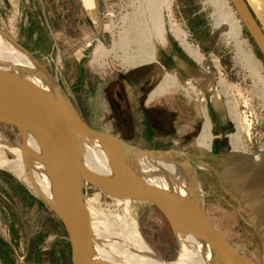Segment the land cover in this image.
<instances>
[{
    "label": "rangeland",
    "instance_id": "1",
    "mask_svg": "<svg viewBox=\"0 0 264 264\" xmlns=\"http://www.w3.org/2000/svg\"><path fill=\"white\" fill-rule=\"evenodd\" d=\"M102 1L104 3L100 5L101 23L98 24L101 33L97 37L101 43L93 39L94 34L92 30L86 28L87 23L84 24L81 21L78 25H65L67 31L64 30L62 23H51L43 3L39 0H0V22L3 26L57 81L73 108L79 114L80 110L85 111L87 120L95 126L101 125L102 108L107 106V98L114 96V93L106 92L107 84L113 80H122L124 74L135 71L132 68L134 66H129L125 61L121 51H114L115 53L112 52L101 59L97 54V46L103 45L111 49L113 42L117 40V31L120 28L112 29L111 20L118 23L120 17L128 12L133 21L130 23L132 28L129 36H133L137 33L133 18L148 21L152 7L161 2L160 0ZM212 1H168L169 9L163 7L162 34L166 38L165 42H162L154 28L152 32L156 53L162 54L170 65H167L165 70L159 67L145 68L142 73L154 72L156 80H162L156 90L162 85L167 74L175 77V61L167 58L160 48V43L173 44L191 66L183 72V78L177 80L175 77V83L168 89L174 91L182 85L196 103L198 112L205 105L206 100L220 108L225 116H229V122L235 128L234 133L230 135L231 145L227 154L232 153L230 150L232 148L240 155L239 161H241V155L247 153L259 158L264 166V57L243 26L232 2L228 0L230 11L241 23L240 40L243 52L239 51L236 42L225 28L224 13ZM251 7L264 28V5L251 3ZM82 19L85 21L86 18ZM171 22L180 27L194 48L211 61L210 69L203 68L186 53L170 32ZM73 26H75L74 30ZM150 26L153 27L151 22ZM109 31L111 33L113 31V37ZM9 43L0 36V44L11 46ZM130 44L134 50L139 48L136 41H131ZM16 54L24 61L19 53ZM200 70L213 73L215 90L206 89L204 83L197 79L196 72ZM123 86L128 95H137L127 83L124 82ZM182 93L183 91L179 90V94ZM215 94H218L220 98L219 103H215L212 99ZM186 100L191 102L187 98ZM120 137L138 144L144 143L138 135H121ZM235 137L240 138L238 148L233 146ZM1 138L8 141L9 145H0V159L14 160L21 167L22 165L18 162L22 156L19 146L23 142L17 129L12 125L0 123V140ZM182 139L183 136H177L168 146L182 152L189 160H195L193 162L203 191L206 211L212 223L238 250L255 261L262 262L264 199L255 191L258 185L257 180L249 181L245 177V174L249 178L251 173L254 175L257 173L244 166H240L241 168L233 172V165L237 162L230 156L224 158L221 161V167L212 172L206 164L202 163L205 160L206 149L199 143L200 146L193 144V149L188 150V146L182 143ZM0 171L3 176L17 177L19 182L16 185L4 184L5 192H10L16 199L12 200L15 204L12 209H4L0 205L1 231H7V228L13 227L14 220L19 224L20 221L14 218V214L20 213L22 218L25 217L28 220L27 234L32 237V240H39L37 237L44 236L40 239L43 243L36 244L40 246V249L38 250L36 246L33 249L32 257L36 264H72L70 247H65L64 251L60 249V254L52 247L56 237L66 236V233L56 213L37 193L29 176L24 174L21 168L15 167L12 162L0 163ZM242 183L247 185L246 189L249 193L246 194L241 190ZM30 191L34 199L32 205L28 196ZM226 191L229 194H226ZM23 192L27 193L26 199H20V194ZM86 200L87 206H94L100 211L94 217V223L102 230L115 235L123 233L124 238L130 239L133 236L136 239L140 238L163 261L170 263L181 261V246L178 238L165 215L157 207L136 202L120 205L108 198L96 197L91 192L86 194ZM40 201L49 209V216L46 217L43 214L42 219L39 210ZM234 207L239 208L241 214H237ZM133 232L137 234L134 235ZM17 235L20 240L23 239L24 233L18 232ZM93 246H95L94 239ZM18 252L28 254L29 251L25 247H18Z\"/></svg>",
    "mask_w": 264,
    "mask_h": 264
},
{
    "label": "water",
    "instance_id": "2",
    "mask_svg": "<svg viewBox=\"0 0 264 264\" xmlns=\"http://www.w3.org/2000/svg\"><path fill=\"white\" fill-rule=\"evenodd\" d=\"M230 1L264 57V31L253 9L247 0ZM0 26H3L1 22ZM4 31L11 35L12 46L29 52L6 28ZM5 46L0 47V123L14 126L21 135L22 145L28 146L29 136L40 145L54 197L50 199L36 191L66 228L72 264H95L85 220L88 192L118 204L129 200L157 207L169 221L178 241L177 231H180L194 236L209 250L210 264H264V260L257 262L238 250L214 226L206 211L197 170L182 152L142 147L90 126L69 101H60L40 84L11 46ZM73 140L101 146L115 165L129 173L133 172L129 169H141L144 164L154 166L150 175L159 184L143 180L124 186L115 179L88 172L74 153ZM167 164L179 168L178 173L167 169Z\"/></svg>",
    "mask_w": 264,
    "mask_h": 264
},
{
    "label": "bare ground",
    "instance_id": "3",
    "mask_svg": "<svg viewBox=\"0 0 264 264\" xmlns=\"http://www.w3.org/2000/svg\"><path fill=\"white\" fill-rule=\"evenodd\" d=\"M160 1L161 2L156 3V5L152 7V9L150 7L151 10L150 14L148 11V21H146V19L141 21L140 19L133 18L135 22L133 24H136L137 29L135 30L137 33L135 32L136 34L133 36H129L130 30L132 28V26H130V23L133 21L132 17H130L128 12L121 16L120 21L118 23L113 22L112 29H114L115 27L120 28L117 31L118 38L113 42V46L111 49H108L103 45L97 46V54L99 58L103 59L102 57H105L114 51H121L123 53L125 61L129 64V66H136L154 60L156 57V46L153 40V28L155 29L157 34H159L158 36H160L162 42H165L166 40V38H164L162 34V28L164 27L163 9L165 7L169 9V0ZM247 1L250 6L251 3H261L264 5V0ZM212 3H215L214 5H216L217 8L224 13L223 16L225 28L229 35L236 42L237 47L240 49L239 51L243 52L241 48L242 41L240 40L241 23L238 20V17L230 11L228 0H213ZM140 5L135 6L140 7ZM225 9H227L226 12ZM143 10L145 9L143 8ZM128 22L129 24H127ZM150 22L153 25L152 28L150 26ZM262 29L264 31L263 26ZM4 30L5 28L3 26H0V36L4 38L6 37L7 39H5L7 41H10V38H12L11 35H9ZM3 32H6L4 34H6L7 36H4ZM170 32L172 33L174 38L181 44L183 49L190 57H192L196 62L200 63L203 68L210 69L211 61L202 53H200L196 48H194V46L188 41L185 33L182 31V29H180V27H178L175 23L171 22ZM131 41L138 42L139 48H136V50L131 48ZM0 47L4 49L5 46L3 44H0ZM12 47L11 48L15 50L16 53H19L22 58H24L25 62L20 57H18L21 61L24 62L25 65H27L33 71L40 84H42L44 88L51 92L55 97L59 98L60 101H65L67 103L68 100L66 99L64 91L58 85L57 81L48 73V71H46L45 68H43V66L40 65L29 52H26L16 46ZM196 77L197 79L201 80L206 87L215 90L216 87L213 80L212 72H204L200 70L196 72ZM174 83L175 77L171 74H167L164 78L162 85L153 92V96H157L164 93ZM212 98L215 103L219 102L220 100L218 94H215V96ZM212 138L213 134L210 129V124L206 123L198 139L201 147L209 149ZM239 139L240 138L238 137H235V140L233 139V146H238ZM0 145H9V143L8 141L1 138ZM72 146L77 159L82 163L84 167H86V170L90 173L96 174L100 177L115 179L124 186L135 185L139 181L143 180H146L147 182L152 184H159L156 178L151 176L152 174L150 170L155 168L154 166L144 164L141 166V169H129L130 172L133 171L132 173H129L128 171H124L123 169L115 165L110 159V156L108 155L107 151L101 146L93 145L87 142H79L77 140H73ZM19 148L22 156H20V160L18 162H20L23 167L18 166L14 160H7L6 158L0 159V163H14L15 167L21 168L22 172L29 176V178H31L30 182L34 185V188L39 193L43 194L44 196L50 199L53 198L54 194L51 179L48 170L42 160L43 151L40 148L38 142L32 136H29L28 146L20 145ZM241 156V165L256 172L257 174H261L262 180L264 182V166L262 161L256 156H252L247 153ZM165 167L172 172L175 171L176 173H178L177 169L179 168L174 165L167 164V166L165 165ZM123 201L124 202L120 201L122 202L120 203V205L130 204L129 200ZM97 209L94 206H86L85 211V220L89 229L87 231L88 244L91 252L93 253L92 248L94 239V244L97 253L100 256L93 258L95 264H210L209 250L205 248L204 245H202L200 241H198V239H196L192 235H187L180 231H177L181 246L182 259L179 263L166 262L156 256V254L150 249V247L145 244L140 238L136 239L135 236L130 237V239L124 238L123 233L115 235L113 233H110L109 231L102 230L97 224L94 223V217L97 216L100 212ZM103 214L108 215L104 212ZM133 234L136 235L137 233L133 232Z\"/></svg>",
    "mask_w": 264,
    "mask_h": 264
},
{
    "label": "flooded vegetation",
    "instance_id": "4",
    "mask_svg": "<svg viewBox=\"0 0 264 264\" xmlns=\"http://www.w3.org/2000/svg\"><path fill=\"white\" fill-rule=\"evenodd\" d=\"M176 51L185 62L182 67H174V71L176 69L174 72L175 77L178 80L183 78V72H186L191 64L180 54L179 50ZM169 59L173 60L171 57ZM167 65L170 64L168 63ZM167 65L155 67L165 70ZM134 70L131 73L124 74L122 80L110 81L105 87L106 92L114 93V96L107 98V106L103 108L100 106L103 112L100 126H95L89 122L85 116V111L80 110L82 118L90 126L112 132L118 136L138 135L143 139V144H138L131 140L129 142L146 148L174 149L170 148L168 144L173 138L183 136L182 143L188 146V150H192L193 144L200 146L198 139L206 123H209L213 138L210 148H205L206 155L202 163L206 164L209 170L215 172L216 169L221 167V161L230 156L237 162V164L233 165L234 168H231L233 172L237 171V168H241L240 166L242 165L238 159V153L231 148L232 153L227 154L231 145L230 135L235 130L229 122V116H225L220 108L215 107L207 100L205 105L201 107L200 112H198L196 103L189 97L187 90L182 85L175 88L174 91L167 89L164 93L153 96V92L161 84L162 80H156L157 77H155L154 72L142 73L144 68ZM124 82L128 84L130 89H134L137 95H128L123 86ZM205 88L208 89V87ZM179 90H182L183 93L179 94ZM186 98L191 102H188ZM233 128L234 130H232ZM193 161L195 160H190L194 165ZM245 177L249 181L253 180L255 182L257 180L259 186L257 185L255 191L264 199L262 175L251 173L249 178L246 174ZM246 187L245 183L241 184V190L247 194L249 191H247ZM226 194H229V192L226 191ZM234 208L237 210V214H241L239 208ZM260 241L262 244V240ZM263 260L264 253L262 255Z\"/></svg>",
    "mask_w": 264,
    "mask_h": 264
},
{
    "label": "crops",
    "instance_id": "5",
    "mask_svg": "<svg viewBox=\"0 0 264 264\" xmlns=\"http://www.w3.org/2000/svg\"><path fill=\"white\" fill-rule=\"evenodd\" d=\"M40 3H43V7L45 9V12L48 14V17L50 19V22L53 24H60L62 23L64 25V30L67 31V26L65 25H75L80 24L82 21L84 24L87 23V29L92 30V34H94V38H97L100 36V31L98 28V24L101 23V17H100V5L104 1L102 0H39ZM106 3V1H105ZM82 18H86L85 21ZM81 19V20H80ZM80 28V27H77ZM75 29V26L72 28ZM101 29V27H100ZM10 44V43H9ZM11 45V44H10ZM12 46V45H11ZM160 48L164 55L169 58L171 57L175 61V66L182 67L185 63L183 59L177 54L176 49L174 48V45L171 43H160ZM168 62L165 60L162 54L156 53V57L154 60L136 65L132 67L133 69L136 68H150L155 66L167 65ZM149 66V67H145ZM176 71V69H175ZM14 184L16 185L18 182L17 177H8L3 176L0 171V205L4 209H12V207L15 205L13 201L16 199L13 194L10 192H5L4 184ZM3 190L4 192H2ZM23 196V197H22ZM30 205L33 204V195L32 192L28 193ZM22 197V198H21ZM27 198V193H21L20 199ZM13 200V201H12ZM40 204V217L43 218V214L47 217L49 216V209L47 205H43L42 201L39 202ZM57 218L60 220L63 229L66 233V236L63 235L60 237L58 235L56 239L52 243L53 249L57 251L58 254H60V249H65V247H70V241L69 236L66 231V228L59 218V216L56 214ZM14 218L19 219V224L15 222L13 223V227L7 228V231H1L0 228V264H36L33 260L32 254L34 247L36 244H42L43 235H40L39 240H32V237H29L27 234V218H22V215L20 213H15ZM24 233L23 239L18 240L17 233ZM46 236V235H45ZM46 241V240H45ZM20 244H19V243ZM18 247H25L28 249L27 252H18ZM38 250L40 249V246H36ZM35 247V248H36ZM71 249V247H70ZM93 258L94 257H100L97 253L96 247L93 246ZM71 251V250H70ZM22 253V254H21Z\"/></svg>",
    "mask_w": 264,
    "mask_h": 264
},
{
    "label": "built area",
    "instance_id": "6",
    "mask_svg": "<svg viewBox=\"0 0 264 264\" xmlns=\"http://www.w3.org/2000/svg\"><path fill=\"white\" fill-rule=\"evenodd\" d=\"M121 18V17H120ZM120 21V20H119ZM111 22L113 23V20H111ZM109 33L111 34V36L113 37V31H112V33H111V31H109ZM98 42H101V40L100 39H98V38H95ZM102 43V42H101ZM94 52V51H93Z\"/></svg>",
    "mask_w": 264,
    "mask_h": 264
},
{
    "label": "trees",
    "instance_id": "7",
    "mask_svg": "<svg viewBox=\"0 0 264 264\" xmlns=\"http://www.w3.org/2000/svg\"><path fill=\"white\" fill-rule=\"evenodd\" d=\"M70 244V243H69Z\"/></svg>",
    "mask_w": 264,
    "mask_h": 264
}]
</instances>
